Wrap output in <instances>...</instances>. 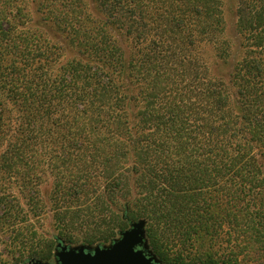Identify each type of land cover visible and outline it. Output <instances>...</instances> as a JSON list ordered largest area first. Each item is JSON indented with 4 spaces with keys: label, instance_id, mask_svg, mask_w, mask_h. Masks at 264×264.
Masks as SVG:
<instances>
[{
    "label": "trees",
    "instance_id": "trees-1",
    "mask_svg": "<svg viewBox=\"0 0 264 264\" xmlns=\"http://www.w3.org/2000/svg\"><path fill=\"white\" fill-rule=\"evenodd\" d=\"M93 1L100 9L97 20L83 0H63L66 12L50 16L78 50V58L64 67L69 80L56 81L54 91L46 78L52 46L37 47L34 39L41 36L14 34L1 20L0 108L10 103L20 113L14 119L6 112L0 119V133L17 134L0 155L2 165L6 170L23 165L51 141L38 136L50 134L44 125H55L64 134V157L50 167L67 172V180L89 198L81 219L75 206L64 208L70 212L62 226L74 230L80 219L99 230L110 221L103 200L110 204L113 198L114 212H126L122 223L146 221L161 263L184 264L183 258L170 261L162 246L180 233L167 237L164 230H191L199 213L211 216L214 206L200 199L204 193L237 204L250 197L264 214V167L258 158L264 157V0H236V48L223 38L221 0ZM113 26L136 53L108 36L104 28ZM204 44L215 49L226 74L210 72L198 54ZM136 80L142 86L134 93ZM129 184L136 191L131 199ZM215 224L205 227L213 232ZM102 235L94 229L86 237ZM106 235L105 241L114 236Z\"/></svg>",
    "mask_w": 264,
    "mask_h": 264
},
{
    "label": "rangeland",
    "instance_id": "rangeland-1",
    "mask_svg": "<svg viewBox=\"0 0 264 264\" xmlns=\"http://www.w3.org/2000/svg\"><path fill=\"white\" fill-rule=\"evenodd\" d=\"M53 1L56 4L52 3ZM83 1L86 12L97 20L100 9L96 2ZM221 2L225 22L223 38L232 48H236L237 44L233 39V11L236 9V0ZM62 3L63 0H8L3 3L0 16V25H3L1 20L4 21L10 28H14V34L34 33L42 37L34 39L37 47H45L47 44L52 46L53 55H49L51 63L46 71L49 87L53 89L50 91L56 89V81L69 80L64 67L69 60L78 58V50L68 43L66 34L58 32L60 22L50 18L55 10L66 12L60 7ZM100 15L105 17L102 12ZM98 25L100 26V23ZM104 30L113 41L121 40L120 44L127 46L130 52L136 53L132 41L125 38L119 30H115L114 26L106 27ZM198 52L212 74L218 71L226 74L227 69L218 66L219 61L212 45L204 44ZM2 72L4 71L1 70ZM135 82L137 85L134 93H137L142 83L137 80ZM50 95L55 96L56 93L51 92ZM46 98L48 101H44L45 103L51 102ZM6 112L14 119L20 114L18 108L10 103L3 104L0 108L1 120L7 116ZM68 113L71 116L78 114L69 110ZM44 126L50 129V134L39 133L38 136L45 137V140L51 138V141L47 140V145L34 150L23 165L6 170L0 159V262L61 264L62 250L93 257L99 252L112 250L121 241L123 234L129 233L135 223L142 222L141 240L134 247V252L141 253L151 264H163L151 249L146 233L148 228L146 221L122 223L126 221V212L122 208L121 212L120 208L114 212L113 198L109 200L110 204L103 200L110 221L100 224L99 230L92 227V224L80 223V219L86 215L84 209L88 205H85L89 199L88 195L79 185L67 180V172H56L50 167L51 163L57 161L56 159L64 157L61 150L64 144L60 140L64 134L55 125ZM16 136L15 129L5 135L0 133V155L8 141L14 140ZM258 158L264 167V157L260 158L258 155ZM92 175L98 176L99 172ZM126 192L129 199L136 194L131 184ZM208 195L210 196L204 193L200 199H208L213 204L214 207L209 213L212 217L205 218L204 214L199 213L201 218L195 221V226L191 230L182 227L179 230L165 228L167 237H171L173 233H180L176 242L172 240L163 242L162 246L170 261L183 258L184 264H264V214L260 213L257 201L246 197L242 204H237L223 195L210 192ZM72 206L79 211L80 219L75 222L76 229L67 231L62 224L66 222L70 211L64 208ZM58 207L59 210L56 209ZM211 222L216 223L213 232L205 227ZM119 224L122 231L118 230ZM94 229L103 234L102 239L90 240L86 237L88 232ZM106 234L114 236L105 241V236H108Z\"/></svg>",
    "mask_w": 264,
    "mask_h": 264
},
{
    "label": "water",
    "instance_id": "water-1",
    "mask_svg": "<svg viewBox=\"0 0 264 264\" xmlns=\"http://www.w3.org/2000/svg\"><path fill=\"white\" fill-rule=\"evenodd\" d=\"M141 236L142 222H138L129 233L123 234L121 241L112 250L99 252L93 257L62 250L60 261L61 264H151L141 253L134 252V247L140 243Z\"/></svg>",
    "mask_w": 264,
    "mask_h": 264
}]
</instances>
